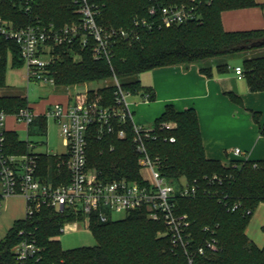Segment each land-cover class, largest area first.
Here are the masks:
<instances>
[{
    "label": "trees",
    "instance_id": "trees-1",
    "mask_svg": "<svg viewBox=\"0 0 264 264\" xmlns=\"http://www.w3.org/2000/svg\"><path fill=\"white\" fill-rule=\"evenodd\" d=\"M202 16L200 23L188 22L169 28L136 26V20L149 18V0H99L103 5L98 24L104 29H133L136 35L131 41H116L112 47L110 62L95 59L93 41L83 47L80 41L56 46L53 49L51 70L57 87L82 86L106 82L96 91L89 90L90 100L99 99L104 107H114L116 77L122 88L132 95L148 93L151 102L155 95L152 88L141 85L139 76L157 68L190 66L205 60L227 57L259 48L264 41V30L226 32L221 15L225 11L257 6L255 0H197ZM188 0H163L165 5L187 4ZM264 9V5L261 6ZM0 17L16 27L33 25L37 19L56 28L78 23L76 7L68 0H38L32 12L26 14L12 0H0ZM264 47V45L262 46ZM8 57L13 67H22L19 48L11 41H0V89L6 87L5 71ZM221 73L228 64L213 65ZM213 66L200 64V73L207 78L213 74ZM244 77L251 92L264 91V57L243 60ZM111 82V83H110ZM228 97L241 105V99L227 93ZM4 111L13 115L28 108L22 96H0ZM259 123L260 114L252 112ZM163 123H175L172 131L161 130ZM42 135L46 134V119L35 123ZM113 133L99 136L94 127L88 135L87 166L103 183L126 178L140 180V155L133 142L130 124L122 126L115 122ZM156 140H147L149 156L156 161L161 175L170 183L181 179L196 181L199 192L195 196L177 198V212L187 214L191 232L199 241L203 239L206 226L216 228L220 252L212 258H200L198 264H264V247L259 248L246 234L254 212L264 204V161L235 160L224 165L220 161L205 157L199 123L194 109L177 112L171 105L155 121ZM121 127L126 128L125 139L118 137ZM264 137V125L260 127ZM6 152L12 155L29 153V144L19 140L16 133H7ZM174 137L175 142L168 138ZM42 177L55 186L69 182L66 166L57 174L58 164L68 162V154L41 156L39 158ZM232 177L222 184L210 182L213 176ZM226 196V198H225ZM239 205L232 212L229 208ZM250 212V213H248ZM80 212L66 209L57 212L43 207L31 218L14 222L5 238L0 241V264H21L15 247L23 241L35 242L39 251L25 264H186L181 251L174 250L163 221H152L145 209L126 215L123 220L101 222L99 214L92 213L88 225L97 241L94 247L64 250L57 239L66 224L82 222ZM161 234V237H159Z\"/></svg>",
    "mask_w": 264,
    "mask_h": 264
},
{
    "label": "built area",
    "instance_id": "built-area-1",
    "mask_svg": "<svg viewBox=\"0 0 264 264\" xmlns=\"http://www.w3.org/2000/svg\"><path fill=\"white\" fill-rule=\"evenodd\" d=\"M12 1L19 10L28 14L32 12L38 0ZM68 1L75 5L79 22L61 28H56L53 24H44L40 19L33 25L16 27L12 22L0 17V41H11L18 46L26 69L24 78L29 83L57 87L51 70L53 49L56 46L80 41L82 46L86 47L93 41L95 59L105 58L110 62L112 47L116 41L129 42L136 38L133 29H104L98 24V18L103 10L99 0ZM149 1L151 2L149 18L136 20V26L169 28L202 21L197 0H188L187 4L179 5H165L163 0ZM235 71L240 79L244 77L242 67H237ZM112 85L116 89L114 107L102 106L99 99L90 100L89 91H85L73 96L71 104H55L47 111L46 119L53 118L58 123L64 145L68 150V162L58 164L57 174L61 175V167L66 166L70 175L69 182L57 186L42 177L39 162L41 156L32 153L12 155L6 152L8 116L0 105V210L2 200L22 197L25 200V218L33 217L43 207L57 212L72 209L82 213L84 221L89 225L92 213L97 212L101 222L105 223L111 219L112 212L127 215L145 209L150 220L165 223L173 249L184 254L186 264H198L200 258L215 257L220 252L216 228L204 227V237L198 241L191 232L192 224L188 215L177 212V198L197 195L200 190L198 183L181 179L178 183L172 184L161 175L156 161L151 159L146 147L147 140L158 138L156 128L137 125L131 104L127 101V97L132 94L122 88L116 77L113 78ZM138 96L145 103L151 102L148 93ZM14 117L18 124L26 126L27 131L36 119L34 111L29 107L19 110ZM115 122H120L122 126L130 124L132 127L133 142L140 155L139 181L120 178L103 183L94 171L88 169L87 149L90 131L96 127L99 136L105 132L113 133ZM159 127L161 130L172 131L176 124L163 123ZM126 136V128L121 127L118 137L125 139ZM168 141L175 142V138L170 137ZM29 148H34V144L30 143ZM233 153L243 157V161H248L242 150L237 148ZM51 155L57 156L50 153L46 156ZM142 171H148L150 177L142 175ZM231 179L232 177L215 175L210 178V182L222 184ZM238 208L239 205H234L229 209L234 212ZM14 250L17 260L25 264L39 248L35 242L23 241Z\"/></svg>",
    "mask_w": 264,
    "mask_h": 264
},
{
    "label": "crops",
    "instance_id": "crops-1",
    "mask_svg": "<svg viewBox=\"0 0 264 264\" xmlns=\"http://www.w3.org/2000/svg\"><path fill=\"white\" fill-rule=\"evenodd\" d=\"M255 2L257 4L255 7L223 12L221 15L223 29L226 32L264 30V9L261 7L264 5V0H255ZM238 57L229 60L226 72L221 73L216 66H213V74L210 78L200 73L198 64L151 70L152 80L148 85L143 86L153 89L155 99L149 104L141 103L137 99L138 101L131 105L135 123L147 128L153 127L168 105L173 106L177 112L194 109L199 123L204 154L208 160L220 161L224 165L231 161L243 160V157L233 153L238 148L246 154L249 161H264V137L260 134V127L264 125V91L251 92L246 78L240 79L237 76L235 69L243 67V59L239 57L240 60ZM228 92L237 95L241 99V105L234 103L228 97ZM53 97L54 101L43 102L42 111H37L35 104L28 103V107L36 115L34 123L39 118L45 117L53 105H68L73 102V96L68 92L59 93ZM252 112L260 114L259 123L253 119ZM7 116V120H11L9 124L12 125V127L11 125L6 126L7 133L12 132L17 135L14 127L17 125L21 126L20 128L26 131L28 136H44L40 133L38 124H33L27 131L24 124L16 122L15 114H7ZM22 142L31 143L28 140ZM34 148H29V153L39 156L48 154L47 152L35 153ZM252 220L253 217L246 234L257 247L263 248L264 235L259 236L250 230ZM262 230L264 231V226Z\"/></svg>",
    "mask_w": 264,
    "mask_h": 264
},
{
    "label": "rangeland",
    "instance_id": "rangeland-1",
    "mask_svg": "<svg viewBox=\"0 0 264 264\" xmlns=\"http://www.w3.org/2000/svg\"><path fill=\"white\" fill-rule=\"evenodd\" d=\"M235 56L241 57V59L264 57V47L251 49L249 51L239 53ZM238 57V59H240ZM240 59V60H241ZM238 60V62L240 61ZM241 62V61H240ZM210 67L213 65L228 64L229 59L227 57H221L211 60H205L199 63V65ZM26 73L25 66L13 67L12 58L8 57L5 71L6 87L0 89V96H23L27 98L29 104H35L37 111H42L43 102L46 100L54 101L53 96L57 94H64L68 92L72 96H75L79 92H85L89 90L96 91L97 89L105 86L106 82L90 83L82 86L67 87H50L35 82H27L24 78ZM153 72L146 71L139 76L141 85H148L152 80ZM111 83V82H110ZM142 98L138 95L128 96L127 101L131 105ZM149 104V103H145ZM11 120H6V126L9 127ZM12 127V125L10 126ZM17 130V135L20 140H28L34 143L35 153H51V154H66L67 148L64 146L63 136L60 132L58 123L53 118H48L46 121V134L44 136L32 135L28 136L27 132L21 129L19 126L14 125ZM142 175L150 177L148 171H142ZM2 207L0 210V241L5 238L7 233L13 227L14 222L22 220L26 216L25 200L22 197H13L4 199L1 202ZM264 204H261L253 216V220L250 224V230L256 232L259 236L264 235L262 227L264 226ZM126 217L125 213L112 212L111 220L120 221ZM161 237V234H159ZM61 242V246L64 250H73L82 247H94L97 245V241L93 236L91 230L88 227L87 221L75 222L66 224L62 234L57 238Z\"/></svg>",
    "mask_w": 264,
    "mask_h": 264
},
{
    "label": "water",
    "instance_id": "water-1",
    "mask_svg": "<svg viewBox=\"0 0 264 264\" xmlns=\"http://www.w3.org/2000/svg\"><path fill=\"white\" fill-rule=\"evenodd\" d=\"M264 45V41L259 43L258 46L262 47Z\"/></svg>",
    "mask_w": 264,
    "mask_h": 264
}]
</instances>
